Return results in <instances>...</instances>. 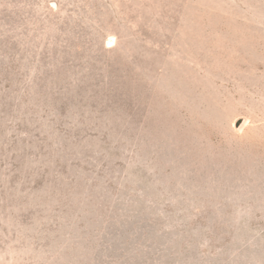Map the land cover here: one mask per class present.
I'll return each mask as SVG.
<instances>
[{"label": "rangeland", "instance_id": "obj_1", "mask_svg": "<svg viewBox=\"0 0 264 264\" xmlns=\"http://www.w3.org/2000/svg\"><path fill=\"white\" fill-rule=\"evenodd\" d=\"M0 264H264V0H0Z\"/></svg>", "mask_w": 264, "mask_h": 264}]
</instances>
